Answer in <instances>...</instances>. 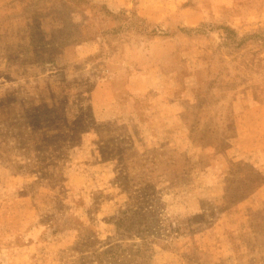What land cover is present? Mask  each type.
<instances>
[{
  "label": "rangeland",
  "instance_id": "1",
  "mask_svg": "<svg viewBox=\"0 0 264 264\" xmlns=\"http://www.w3.org/2000/svg\"><path fill=\"white\" fill-rule=\"evenodd\" d=\"M0 264H264V0H0Z\"/></svg>",
  "mask_w": 264,
  "mask_h": 264
}]
</instances>
